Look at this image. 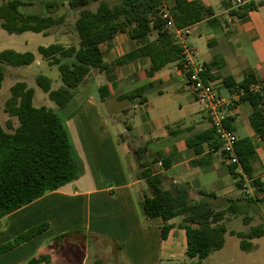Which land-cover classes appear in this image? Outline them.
I'll return each instance as SVG.
<instances>
[{
  "label": "crops",
  "instance_id": "crops-1",
  "mask_svg": "<svg viewBox=\"0 0 264 264\" xmlns=\"http://www.w3.org/2000/svg\"><path fill=\"white\" fill-rule=\"evenodd\" d=\"M22 1V14L38 16H47L50 12L48 6L58 2L60 7L52 11L59 17H65L64 25L38 34L63 37L65 43L56 44L64 47L79 45L74 27H68L69 20L74 23L77 17V12L69 9L68 0ZM106 1L110 4L120 2ZM189 1H200L211 7L220 17L221 25L213 26L206 20L176 31L178 44L193 51L194 61L205 67L206 81L222 97L233 100L235 95L223 87L225 78L233 77L236 82L251 76L257 80L264 78V4L239 19L228 16L229 10L224 7V2L233 4L234 0ZM252 1L260 4L264 0ZM164 4L170 11L175 7L176 0H164ZM135 46L128 34H118L109 44H104L102 50L109 73L91 70L81 88L74 91L76 96L86 85V90H83L87 94L74 107L72 100L73 112L65 118L84 173L74 182L0 220V246L35 226L50 225L46 232L1 255L0 264H27L37 254L50 256L51 261L47 264H61L55 255L66 252L65 244L78 240L87 244L89 236L95 241L103 239L110 244L107 249L114 255L116 264L119 260L123 264L197 263L185 258L186 232L180 228L179 218L170 222L174 227L164 240L163 220L160 217L149 220L141 217L138 203L148 193V186L145 180L140 179V171L134 162V151L139 147L147 148L148 159L158 157L171 163L167 168L162 166V162L153 166L154 171L165 178V188L189 184L193 198L200 199L199 191H205L224 204L227 199L257 197V188L251 179L243 177L244 189H238L230 172L231 164L221 151L210 150L205 145L204 150L196 154L187 147V140L211 128V119L195 101L179 62L166 66L152 77L148 75L151 62L146 57L118 65L117 61ZM40 47L48 46L37 48L33 64L39 66L46 63L50 66L39 55ZM56 84L53 83L55 89L62 85L60 77ZM91 85L93 87L89 90ZM104 85L109 87V94L102 100L100 88ZM140 88L145 89L141 96L146 99L145 102L140 103V96L134 100L123 98ZM108 109L115 125L104 115ZM252 113L253 107L244 102L228 111L227 116L234 118L232 131L237 140L250 139L256 146L255 177L264 183V142L250 124ZM237 173L242 176L241 169ZM261 206L258 203L254 210L248 212L251 218L249 225L242 216L230 220L225 246L228 237H237L229 228L233 220L242 218L246 229L241 232L246 233L254 226L252 216Z\"/></svg>",
  "mask_w": 264,
  "mask_h": 264
},
{
  "label": "trees",
  "instance_id": "trees-1",
  "mask_svg": "<svg viewBox=\"0 0 264 264\" xmlns=\"http://www.w3.org/2000/svg\"><path fill=\"white\" fill-rule=\"evenodd\" d=\"M263 4L264 1L260 4L252 1L236 7L224 2V7L229 10L228 16L243 19ZM22 5V0H9L0 6V28L8 34L46 33L65 23V17H57L52 11L60 7L58 2L48 6L50 12L47 16L24 15L20 11ZM67 5L78 13L73 27L79 45L64 47L54 44L40 47L38 51L50 66L59 69L62 85L57 89L48 77L38 76L36 80L58 110L35 107L34 89L25 82L15 83L6 101L5 112L10 118L6 127L0 125V220L83 175L84 167L75 152L65 118L73 112L74 91L84 83L91 70L109 73L102 50L104 44H109L118 34H128L136 46L117 61L118 65L146 57L151 62L148 75L152 77L172 63L179 62L183 66V48L178 44L176 31L206 20L213 26L221 25V19L214 10L200 1L176 0L170 11L166 10L164 0H120L117 4L106 0H68ZM165 14L168 19L163 18ZM170 20L173 28L168 27ZM35 61L36 56L30 52L0 51V89L6 78L4 66L23 67ZM204 78L207 79V72ZM261 80L251 76L236 82L233 77H228L223 80V87L231 95H240V102L234 103L232 110L244 102L253 107L250 124L264 142V85L260 93L251 91V87ZM108 90L107 85L100 88L102 100L108 97ZM144 90L137 89L123 98L137 99ZM145 101L141 97L140 103ZM14 118L18 121L17 126ZM233 120L230 116L224 120L227 130H232ZM186 145L199 154L205 145L210 150L221 151L223 140L217 128L211 125L207 131L187 140ZM134 153L142 170L139 177L148 186V193L138 203L139 213L144 220L157 217L163 220L164 240L174 227L170 222L179 218V226L186 232L187 261H206L213 253L222 250L230 220L242 216L249 225L251 218L248 212L254 210L258 203L264 204V183L255 177L257 149L250 139L237 140L235 154L238 163H230L229 168L238 189H244L243 177L252 180L257 188V197L227 199L226 204L205 191H199L200 199L193 198L189 184L165 188V178L156 173L153 166L162 162V166L167 168L171 163L158 157L148 159L146 147L136 148ZM238 169H241L242 176L237 173ZM49 227L48 223L35 226L1 245L0 256L41 235ZM232 234L240 239L241 250L249 252L253 246L251 241L264 236V225L253 226L246 233ZM50 261V256L37 254L27 264H47Z\"/></svg>",
  "mask_w": 264,
  "mask_h": 264
},
{
  "label": "rangeland",
  "instance_id": "rangeland-1",
  "mask_svg": "<svg viewBox=\"0 0 264 264\" xmlns=\"http://www.w3.org/2000/svg\"><path fill=\"white\" fill-rule=\"evenodd\" d=\"M6 1L9 0H0V6ZM37 10L38 8H36L34 11L36 12ZM57 17L59 16L57 15ZM73 25V21L69 20L68 27H73ZM56 43H65L64 38L54 37L52 35L44 36L32 32H27L20 35H11L0 28V51L14 50L20 53L30 52L36 55L37 48L39 46H49ZM4 70L6 78L4 80L2 88L0 89L1 126L6 127V123L10 118L9 115L5 112V105L7 99L10 96L11 87L17 82H25L30 88L34 89L35 107H46L58 110V107L49 99L48 95L38 86L36 81L38 76H45L50 78L52 82L57 85L56 80H58V78L60 77V72L57 66L50 67L46 63H41L39 66H37L36 64H31L29 66L23 67H13L6 65L4 66ZM83 87L81 89L82 91L74 96L73 107L74 105L79 104L87 94V91L83 90H86V85ZM92 87V85L91 87L89 86V90H91ZM107 107L110 108V106ZM104 115L108 117L110 123L114 125L116 124L114 118L111 117L109 109L104 113ZM14 123L15 125H18V121L15 118ZM134 162L138 171L141 172L142 170L139 166L138 161L134 160ZM252 218L254 219L252 222L254 226H259L260 224L264 225V204H262V206L259 207L257 211H255ZM229 228L230 230H234V232H241L246 229L242 218L233 220L232 224L229 225ZM95 240L96 239H94V237L89 236L87 244L80 240L75 241L74 243H70V245L65 244L66 252H60V254L58 253V256L55 255V257L56 259H60L63 264H116L114 262V255L107 249V247L109 248L110 244L103 239L98 241ZM251 242L253 245L251 251L245 252L241 250L237 237H228L227 245L225 246V248L213 253L212 256H210L205 261V264H264V236L258 239H254ZM118 264L123 263L121 260H119Z\"/></svg>",
  "mask_w": 264,
  "mask_h": 264
},
{
  "label": "built area",
  "instance_id": "built-area-1",
  "mask_svg": "<svg viewBox=\"0 0 264 264\" xmlns=\"http://www.w3.org/2000/svg\"><path fill=\"white\" fill-rule=\"evenodd\" d=\"M250 2L251 0H234L233 4L236 7H239ZM163 18L168 19L169 16L165 14ZM168 27H174L172 20L169 21ZM182 56L184 63L182 69L192 88L194 99L208 114L211 119V125H214L217 128L218 133L223 140L221 154L229 163H238L235 154V143L237 142V138L232 130H227L225 128L224 120L228 117L227 112L232 110L231 106L234 103L240 102V95L235 94L233 100H228L222 97L216 91L215 87L204 78L205 67L194 61L193 51L183 48ZM263 85L264 79L253 85L251 91L254 93H260ZM191 264H205V262L202 261Z\"/></svg>",
  "mask_w": 264,
  "mask_h": 264
}]
</instances>
